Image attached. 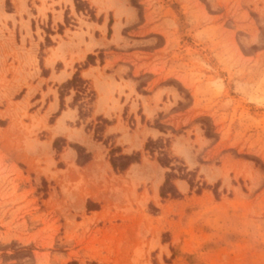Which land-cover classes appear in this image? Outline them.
<instances>
[{"label":"rangeland","instance_id":"rangeland-1","mask_svg":"<svg viewBox=\"0 0 264 264\" xmlns=\"http://www.w3.org/2000/svg\"><path fill=\"white\" fill-rule=\"evenodd\" d=\"M69 3L0 0V264H264V0ZM100 14L108 40L87 24ZM95 47L86 66L115 55L145 73L155 109L167 100L155 118L145 104L148 148L126 173L114 165L131 164L119 152L139 124L115 141L98 118L74 136L41 89L45 66ZM68 83L61 105L75 91L82 126L94 92Z\"/></svg>","mask_w":264,"mask_h":264},{"label":"crops","instance_id":"crops-1","mask_svg":"<svg viewBox=\"0 0 264 264\" xmlns=\"http://www.w3.org/2000/svg\"><path fill=\"white\" fill-rule=\"evenodd\" d=\"M69 1L70 3L68 8L76 11L75 0ZM99 16L102 17L101 22L95 19H91L87 21V24L92 27L94 33H97L99 28H103L100 39H104L105 37L108 40L109 23L111 19L109 17L106 18L104 14H100ZM63 20L64 14H62L59 23H63ZM114 20L115 21L110 26L113 31V35L114 26L117 23L116 19ZM56 26L58 28L59 24H57ZM95 40H97L96 36ZM85 41L87 43L88 40L85 39ZM103 45H105L104 42ZM57 47V44L51 46V48ZM83 48L84 47L82 46L81 49ZM98 49H102V47H95L92 51L86 52L82 60L74 62L72 69H66L63 67L57 70L56 66L60 62L59 60H57L53 64V66H45V68L49 71V75L47 77H43L44 83L42 84L41 89L42 92L45 93L50 87L52 89H54V87L56 88L57 95L48 96V98H52L49 100V104L47 103L46 98L45 104L53 106L52 114L58 111L61 112V114L58 116V119L60 120L64 118L65 127L69 128L70 130L76 131L73 133L74 136H78L80 138H82L83 135L87 136L84 125L93 123V120H97L98 118L107 122L104 128L103 135L105 137L115 136V141L122 139L119 131L117 130L119 128L120 122L123 123L124 127L129 124L130 119L135 121L137 125L139 124V130L134 131L133 133L128 132L127 136L124 137V139H129L130 141L135 139L134 142H136L137 147L132 149L131 144L126 143L124 145H121V152H119V155L123 156L124 160H127V157H133L131 164H129L127 170H125L126 173L132 167L140 165L139 161L142 160V153L144 151V148L146 147V143L148 142V137H145L143 124V115L146 114L145 104L149 107V110H153V116L155 118L159 112L163 111V107L161 106V104H166L167 100L165 99V95L162 94L161 102L157 104V108L155 109L156 102L153 98L156 93L145 94L143 92H139L138 90L140 81L135 77H137V75H145V73L141 71L139 73H136V69L133 70L128 65L121 63V61L115 62V55L106 56L103 63L98 58H95L94 64H89V66H86V62L89 60L88 57L91 56V54H94L96 56V54L99 52ZM49 55L50 54L47 53L44 59L46 60ZM109 60H111V64H108ZM123 62H125V58L123 59ZM121 67L127 68V71L118 73L117 71ZM77 72H79V77H81L84 81H87L86 85H89V91L92 90L94 92V99L92 103L89 104L88 108L89 114L84 118L85 120L83 122L85 123L82 126H76L75 124V121L80 119L81 112H85L84 108H80L79 105L73 104L75 99V91L68 90L67 95L63 98L62 110L60 93L58 91L63 84L71 81ZM53 77L57 80L52 84L51 79ZM161 89L167 90V87L164 86ZM37 101L39 102L40 98ZM145 126L147 127V125ZM151 131L157 132L156 129H151ZM137 132L138 134L136 135ZM158 133L160 134L159 131ZM60 136L67 138L66 134ZM73 142H79V140H73ZM137 156L139 157L138 159L136 158ZM122 163L123 162H121L120 165ZM120 165L116 164L114 165V168L119 169ZM163 182H161L156 191L158 198H160V191L163 186ZM170 186L174 189L173 185ZM172 191L173 190H170V192Z\"/></svg>","mask_w":264,"mask_h":264},{"label":"trees","instance_id":"trees-1","mask_svg":"<svg viewBox=\"0 0 264 264\" xmlns=\"http://www.w3.org/2000/svg\"><path fill=\"white\" fill-rule=\"evenodd\" d=\"M93 57L92 56H89L88 59H92ZM79 80V72H77L73 79L71 81H69L68 84H74L76 83L77 81ZM61 110H62V105H61ZM59 144V141H55L54 145L55 147ZM73 147L77 150V152L79 153V157H81V152L83 151V148L80 147L79 145H73ZM146 148H148V144L146 146ZM127 161H130L133 159V157H127L126 158ZM130 164V162H123L121 165H120V168L122 170H125L127 168V166ZM116 167V166H115ZM170 190H174L173 187L170 186V176L167 177L166 181H165V184L163 185V187L161 188V194L162 196H165L166 194H168L170 192Z\"/></svg>","mask_w":264,"mask_h":264}]
</instances>
